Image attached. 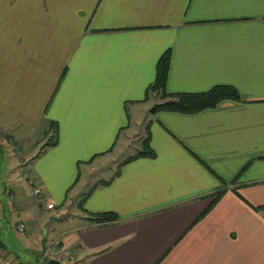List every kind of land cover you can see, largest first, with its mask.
Returning a JSON list of instances; mask_svg holds the SVG:
<instances>
[{
	"label": "crops",
	"instance_id": "1",
	"mask_svg": "<svg viewBox=\"0 0 264 264\" xmlns=\"http://www.w3.org/2000/svg\"><path fill=\"white\" fill-rule=\"evenodd\" d=\"M166 50V92L240 98L149 110L119 159ZM3 153L0 247L21 264L52 242L75 264H264V0H0Z\"/></svg>",
	"mask_w": 264,
	"mask_h": 264
},
{
	"label": "trees",
	"instance_id": "2",
	"mask_svg": "<svg viewBox=\"0 0 264 264\" xmlns=\"http://www.w3.org/2000/svg\"><path fill=\"white\" fill-rule=\"evenodd\" d=\"M169 62L170 51L166 50L159 57L154 80L146 89V95L156 93L161 99L160 103L155 104L150 109L151 112L167 110L181 113H195L204 109L214 108L222 100H239L240 97L237 90L229 85H216L207 91L199 93L171 94L166 92L165 84ZM139 155H153L147 139L144 140L143 148ZM93 219L97 222H112L117 219V216L113 212H103L95 214Z\"/></svg>",
	"mask_w": 264,
	"mask_h": 264
},
{
	"label": "rangeland",
	"instance_id": "3",
	"mask_svg": "<svg viewBox=\"0 0 264 264\" xmlns=\"http://www.w3.org/2000/svg\"><path fill=\"white\" fill-rule=\"evenodd\" d=\"M150 102L148 104H143L140 107V112L131 118L130 129L128 132H126V135H131L130 145L122 149L121 153L118 155L119 159L124 158V157L127 158V157L131 156L137 149L141 148L142 141L145 138V126H146V122H147L146 118L150 116L149 110H150V107L152 105V104L150 105ZM139 119H140V121H138ZM7 154L11 158H14V156H16V150L10 149V151L9 150L7 151ZM19 154L22 155V153H19ZM4 155H5L4 153L2 155H0V163H1L0 167H2V165H4L3 168L6 167V162H8V157H6ZM3 158H4V160H3ZM4 170L5 169H3L2 171L0 170V173H2V175H4V173L6 172ZM43 212H44V216H46V217H50L51 213L54 214V211H43ZM70 221H71V219L67 222V224H65L64 222H63V224H61V223H56L54 221V219H52L50 226L54 228L55 233H58L60 230L66 228L69 225ZM48 226H47V228H48ZM21 234H23V233H21ZM13 235L14 236H12L10 238V240L14 239L13 243H15V245L21 246L19 243V240H18V238L21 237V235L15 233V232L13 233ZM38 255H39V257H38L36 264H45V262L50 258L58 259L56 257V255L53 254L51 251H49V252H47V254H45V250H43V249L41 250L40 253H38ZM73 255H74V260H75L76 258H75L74 252H73ZM33 256H34V254H33Z\"/></svg>",
	"mask_w": 264,
	"mask_h": 264
},
{
	"label": "built area",
	"instance_id": "4",
	"mask_svg": "<svg viewBox=\"0 0 264 264\" xmlns=\"http://www.w3.org/2000/svg\"><path fill=\"white\" fill-rule=\"evenodd\" d=\"M17 152L18 154L20 153V151H17ZM29 184L31 185V188H32V194L39 195L41 193L40 186H38L33 179H29ZM52 207H53V204L47 205V208H52ZM16 229L17 231L22 232L25 230V225L23 223H19ZM49 251L55 254L62 264H74L75 263L73 251L66 247H59L56 242H52L48 246L47 250L45 251V254H47V252ZM0 264H21V263L14 261L0 247Z\"/></svg>",
	"mask_w": 264,
	"mask_h": 264
},
{
	"label": "water",
	"instance_id": "5",
	"mask_svg": "<svg viewBox=\"0 0 264 264\" xmlns=\"http://www.w3.org/2000/svg\"><path fill=\"white\" fill-rule=\"evenodd\" d=\"M45 264H62L58 259L50 258L48 259Z\"/></svg>",
	"mask_w": 264,
	"mask_h": 264
}]
</instances>
